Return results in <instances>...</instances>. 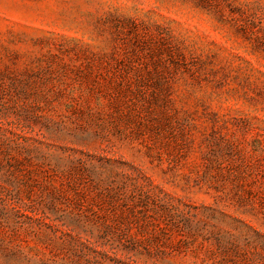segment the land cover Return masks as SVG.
I'll return each instance as SVG.
<instances>
[{
    "label": "rangeland",
    "instance_id": "obj_1",
    "mask_svg": "<svg viewBox=\"0 0 264 264\" xmlns=\"http://www.w3.org/2000/svg\"><path fill=\"white\" fill-rule=\"evenodd\" d=\"M0 264H264V0H0Z\"/></svg>",
    "mask_w": 264,
    "mask_h": 264
}]
</instances>
